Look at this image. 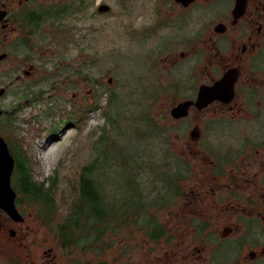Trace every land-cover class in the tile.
<instances>
[{
    "label": "rangeland",
    "instance_id": "obj_1",
    "mask_svg": "<svg viewBox=\"0 0 264 264\" xmlns=\"http://www.w3.org/2000/svg\"><path fill=\"white\" fill-rule=\"evenodd\" d=\"M33 1L30 0L27 6ZM2 2L7 10L24 13L28 9L20 5V0H0ZM44 2L48 10L61 8L57 6L59 3H54L56 0ZM121 8L119 3L113 2L114 13L121 12ZM100 13L102 15L97 14L95 18L96 26L100 28L103 20L110 24L102 32L62 29L36 33L42 43L36 39V45L28 49L17 47L16 51L27 50L37 59L25 64L24 70L7 72L0 77V88L12 83L10 92L0 96V102H4L0 108L13 111L11 117L0 119V136L8 142L15 159L17 156L27 158L26 166L34 180L46 181L48 185L50 178L58 176L52 191L56 205L44 208L41 199L29 197L41 205L28 200L18 202V198L21 201L26 195L16 187L18 174L13 172L11 182L18 193L16 207L24 218L23 223L29 226L27 232L30 234L23 244V240H12L13 236L0 229V243H6L0 246V264H43L44 261L46 264H171L170 255L166 254L168 235L159 242V249L155 248L154 241L146 234L135 229L125 232L126 226H122L125 223H117L120 217L124 218L123 212L114 208L120 203L124 208L133 206L126 220L135 222L138 216L133 213L137 209L134 200L140 192L143 199H152V192L157 188L159 203L171 200L170 179L164 178L172 173L176 163L168 161L169 153L185 160L183 154L189 152L182 140H174L170 148L167 144L169 129L166 125L174 100L162 95L161 81L155 78V71L151 69L158 48L166 45L159 37L142 36L136 27L129 31L137 33L133 40L126 31L119 30L121 19L115 21L113 13L103 14L106 10ZM144 15L139 13L138 20ZM67 19L69 17L60 13L57 17V21ZM2 35L4 41L11 38L8 28L2 30ZM18 40L24 41L22 36ZM11 61L9 58L6 62ZM112 93L121 95L117 109L126 116L119 118L116 131L104 115L111 108L107 103ZM96 103L99 106L93 111ZM217 124L225 133L223 143L219 144L223 168L231 159V142L237 137L240 139L242 131ZM155 127L162 130L157 131ZM263 131L264 118L256 124L255 130L249 129L256 138L263 137ZM102 132L105 138L98 149L96 141L101 139ZM211 135L216 138L218 129L215 128ZM212 147L214 153L219 152L217 144ZM50 151L54 153L48 155ZM92 162L95 164L93 179L98 186L93 184L90 189L94 187L99 193L97 200L89 198L90 205L81 223L93 222L94 207H102L100 203H103L107 204L106 213H109L106 222H111L112 227L98 241H102L100 246L94 247V235L89 233L88 237L74 233L68 238L72 244L65 246V216L77 203L81 170ZM168 205L159 210V223L167 229L172 228L175 221L174 214L170 213L174 204L169 209ZM176 211L179 217L183 216L182 209ZM146 214H150L147 206ZM0 218L11 219L1 208ZM142 226L144 230L148 227ZM16 228L19 231V224ZM248 240L246 237L243 241ZM107 241L111 245L110 252L104 251ZM239 242L229 239L219 245V264H232V253L241 250L242 242ZM182 248L184 243L180 242L178 249Z\"/></svg>",
    "mask_w": 264,
    "mask_h": 264
},
{
    "label": "flooded vegetation",
    "instance_id": "obj_2",
    "mask_svg": "<svg viewBox=\"0 0 264 264\" xmlns=\"http://www.w3.org/2000/svg\"><path fill=\"white\" fill-rule=\"evenodd\" d=\"M29 1L20 0V5L27 6ZM37 1L25 7L24 13L7 10L5 3H0V77L24 70L25 64L37 59L27 50L16 51L17 47L36 45V33L50 28L45 2ZM109 1L56 0L61 11L67 10L61 16L69 19L57 21L53 16L51 25L69 31L102 32L110 26L109 21H101L99 28L95 18L106 8L103 14L113 13L115 21L121 19L119 30L131 39L136 40L137 33L129 32L135 27L142 36L161 38L166 47L158 48L151 69L161 81L162 95L174 100L166 125L167 144L170 148L174 140H182L189 150L183 154L185 160L168 152V161L176 163L167 175L171 200L159 203L158 189H154L150 214L137 206L136 223L123 225L125 232L135 229L146 234L158 249L168 235L166 254L171 264H219V245L229 239L242 242L241 250L232 253V264H264V136L256 138L249 132L264 118V0ZM113 2L121 5V12H113ZM139 13L145 14L140 20ZM5 28L11 34L8 41L3 40ZM20 36L24 41L18 40ZM9 58L11 63L6 62ZM11 85L1 87L0 96L10 92ZM180 104H185V109H179ZM12 115L13 111L0 108V119ZM217 122L242 131L240 139H233L236 145L231 142V159L223 168L219 144L225 133ZM215 128L219 133L216 138L211 135ZM213 144L219 152H213ZM14 171L18 172L17 163ZM173 204L170 213L175 221L167 229L159 223V210ZM176 209L183 210L182 217ZM23 220L0 218V229L25 244L30 233ZM246 237L249 240L244 242ZM180 242L184 243L182 249H178ZM110 246L109 241L104 243V251L110 252Z\"/></svg>",
    "mask_w": 264,
    "mask_h": 264
},
{
    "label": "trees",
    "instance_id": "obj_3",
    "mask_svg": "<svg viewBox=\"0 0 264 264\" xmlns=\"http://www.w3.org/2000/svg\"><path fill=\"white\" fill-rule=\"evenodd\" d=\"M66 12H67L66 9H63L61 11V8H58V9L56 8L54 9V11L51 9L47 10V12H45V15L48 16L49 22L46 24L50 25V28H48L46 32H48L49 30L52 32L59 31V30L62 31L61 28L53 27L51 25L53 23L51 18L53 16L58 17L59 13L60 15H63ZM120 100H121V95L119 93H116V95L112 93L110 96V100L107 103L108 107L109 108L111 107V108L108 112L104 113L107 121L110 122L111 128H113V131H116V129H119V118H121L122 116L123 117L125 116V114L119 112L117 109V105L120 103ZM98 106H99L98 103H96L93 106V111L97 109ZM140 118H141V114H140ZM147 129L150 130L149 128ZM155 129L159 131V129H157L156 127ZM104 130H105V126L102 127V131ZM100 138H101L100 140L96 141V148L98 149H99V146H101L103 143L102 140L105 138V136H103V132L100 135ZM26 162H27L26 157L17 156L16 163H17V168H18V172H17L18 176H17L16 187L19 188L20 191L24 195H26V197L22 199L20 202H26V200H28V201H32V203H37L38 205H41V203L37 202L36 200H32L30 198L41 199L43 201L44 208H46L47 206L54 207L56 205V202H55L54 197L52 196V191H53L54 184L58 182V176H56V178L55 177L50 178L48 180V185L46 181L38 182L32 178L29 168L26 166ZM94 168H95V164L92 162L89 165L85 166L84 169L82 168L81 170V173L79 176L80 194L75 200L77 203L74 207H71L72 209L70 213L65 216V220L63 223V231H64V237H65L63 244L65 246H70L72 244V241L68 238L71 237L74 233H78L79 235H82L85 237H88V233L93 234L94 235V237L92 238L93 243L96 245L97 244L101 245L102 241L100 242L98 241L102 240L104 233L107 231L110 225L112 226L111 222H106V218L107 216H109V213H106L108 212L106 208L107 204H103V203H100L102 207H99V206L94 207L95 220L93 222L86 221L84 223H81V218L85 210H87V208L90 205L89 198L95 197L97 200V194L99 193L94 187L90 189L93 184L94 186H98V184L96 183L97 181L93 179V176L95 173ZM164 179L168 180V177L166 176ZM87 194H88V197H87ZM143 197H144L143 193L140 192L138 199L134 201L136 202V204H141L142 207L144 206L143 209L146 212V206L149 207V204L147 203L152 201V199H150L149 197H147V199H143ZM114 208L120 209V212H123L124 218L120 217V220L117 222L119 223V222L126 220V217L128 216L130 212L129 210H131L133 206L124 208L122 207V204L120 203L119 205L116 204ZM110 210H112V208ZM139 210L140 208L136 209L133 212L134 215H138ZM131 223H136V221L128 222L126 220V224H131ZM84 248H87V247H84Z\"/></svg>",
    "mask_w": 264,
    "mask_h": 264
},
{
    "label": "water",
    "instance_id": "obj_4",
    "mask_svg": "<svg viewBox=\"0 0 264 264\" xmlns=\"http://www.w3.org/2000/svg\"><path fill=\"white\" fill-rule=\"evenodd\" d=\"M190 1V0H189ZM106 10V8H103ZM185 109V104L178 105ZM182 112L178 116H182ZM15 167V158L10 152L7 142L0 136V208L12 219L22 221V215L16 207V192L12 186L11 178Z\"/></svg>",
    "mask_w": 264,
    "mask_h": 264
},
{
    "label": "bare ground",
    "instance_id": "obj_5",
    "mask_svg": "<svg viewBox=\"0 0 264 264\" xmlns=\"http://www.w3.org/2000/svg\"><path fill=\"white\" fill-rule=\"evenodd\" d=\"M53 153H54L53 151H50V152H48V155H49V154H53Z\"/></svg>",
    "mask_w": 264,
    "mask_h": 264
}]
</instances>
